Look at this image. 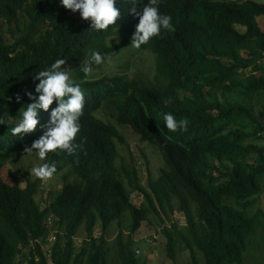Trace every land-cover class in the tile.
Returning <instances> with one entry per match:
<instances>
[{
    "label": "trees",
    "instance_id": "obj_1",
    "mask_svg": "<svg viewBox=\"0 0 264 264\" xmlns=\"http://www.w3.org/2000/svg\"><path fill=\"white\" fill-rule=\"evenodd\" d=\"M135 2L139 10L146 0ZM132 4L116 0V24L94 32L89 21L59 0H0V117L6 119L0 124V264H16L19 255L17 264H112V251L118 264H138L133 237L125 239L121 231L116 246L109 247L106 232L129 212L136 233L155 209L153 199L161 206L178 200L185 216L178 237L166 231L169 257L182 243L194 256L197 249L206 264H244L262 214L259 209L250 216L249 211L264 178V145L257 143L264 141V31L258 23L264 3L159 0L158 10L171 17L174 31H162L138 48L155 55L153 80L92 77L107 62L94 65L85 79L78 67L92 50L110 60L132 47L138 22L128 12ZM61 58L66 60L62 67L81 84L84 106L74 138L79 147L71 155L54 150L49 159L56 165L53 175L70 169L75 179L46 203L37 200L40 179L26 178L21 185L17 173H1L40 136V125L48 120L42 110L32 133L13 137L9 130L19 109L32 102L26 93L36 95L34 74ZM107 101L115 107L117 123L163 154L167 168L149 182L150 207L132 203L118 172L117 143L124 138L113 122L98 116ZM256 105L261 106L257 114ZM54 106L55 101L49 111ZM164 112L187 118L186 130L161 132ZM125 175L133 190L146 193L135 170L125 169ZM79 232L86 237L78 247Z\"/></svg>",
    "mask_w": 264,
    "mask_h": 264
},
{
    "label": "rangeland",
    "instance_id": "obj_2",
    "mask_svg": "<svg viewBox=\"0 0 264 264\" xmlns=\"http://www.w3.org/2000/svg\"><path fill=\"white\" fill-rule=\"evenodd\" d=\"M257 1L264 3V0ZM73 14L78 15V12ZM24 17L26 18V15ZM258 23L264 31V16L258 18ZM7 26L8 25H6V27ZM6 27L4 28V33L9 41L13 43L15 39L12 34L7 31ZM20 27H22V25H20ZM12 28L16 31L17 26L13 25ZM241 29L243 30V28ZM155 62V55L151 54L150 51L143 52L138 48L128 47L125 51L112 57L102 69L94 70L91 74L92 77H100L106 74H123L127 75L130 79L138 78L144 81H152L155 76ZM260 110V105L254 107V112L256 114L259 113ZM98 116L104 121L113 122L124 138L123 143H117L119 152L117 169L128 191L131 193L130 199L132 203L137 207L141 205L150 207L146 199L147 196L151 197L152 195L149 192V182L156 181L161 171L167 168L162 152L157 146L142 141L140 136L131 127L117 123L115 121V107L111 101L104 103ZM261 121L264 123V117L261 118ZM257 143L261 146L264 145L263 140ZM50 154L51 152L47 155L46 162H49ZM37 163L38 161L34 155L23 152L19 157L13 160V164L7 165L6 168H4L1 176L7 177L8 171L12 170L21 177V185H24L26 178L32 181L38 179L28 172V169ZM125 169L136 171L140 186L146 193L135 191L130 187L129 181L125 175ZM71 172L70 169H65L61 173L53 175L45 181L40 180V184H38L39 195L37 200H43L48 203L49 199L53 198L55 193H57L65 183L72 182L75 179ZM148 193L151 195H148ZM153 198L154 196L152 195V199ZM255 199L256 203L250 209L249 214L252 216L260 209L262 212V214H259L261 222L256 233L251 238L248 251L243 254L244 264H264V178L261 193L259 196L257 195ZM153 200L155 209L151 208L152 210L147 219L142 222L140 229L136 233L132 234L131 232L132 218L129 212L124 214L120 223L117 221L112 224L106 232L109 247L116 246L115 239L119 232L122 231L125 239L129 236H132L134 239V248L139 259L138 264H196V262L197 264H206L205 258L197 249H194L195 257L190 250L185 249L182 243L177 244V251L174 258L168 256L167 244L169 238L166 231L178 237L179 232H181L180 230L186 225L185 216L179 211L178 200L174 199L171 205L166 203L164 206H161L156 199ZM96 236L99 237L100 234H96ZM85 237L86 235L84 232H79V234L76 235L75 240L78 247L82 245ZM53 238L54 234L50 236V243L48 245H53L55 240H53ZM25 252H27V250ZM110 258L112 264H118L115 251H112ZM20 259L21 256L19 255L16 264Z\"/></svg>",
    "mask_w": 264,
    "mask_h": 264
},
{
    "label": "clouds",
    "instance_id": "obj_3",
    "mask_svg": "<svg viewBox=\"0 0 264 264\" xmlns=\"http://www.w3.org/2000/svg\"><path fill=\"white\" fill-rule=\"evenodd\" d=\"M60 5L66 10L76 13L78 11L82 20L90 22V29L94 32H103L110 25L116 24L120 17V8L116 7V0H59ZM159 0H146L141 2L142 6L137 10V3L133 0L128 9L134 18L138 17L134 32L131 36L130 45L140 48L151 38L162 31H174L171 17L158 10ZM114 39V37H113ZM112 39V40H113ZM109 57L96 50L80 62L78 71L86 79L93 70L94 65L108 62ZM65 59H56L46 69L37 71L33 80L35 84L32 93H26L32 102L24 104L19 109V119L9 130L15 137L26 133H32L38 125V112H48V120L40 125V136L32 141L30 146L24 148L26 154H32L38 163L28 169L30 175L45 181L56 172L54 162H46V157L54 150H60L71 155L79 145L74 143V138L80 130L79 118L84 106V92L81 84L77 82L62 66ZM17 103L20 97H16ZM55 106L49 111L50 105ZM6 115V113H5ZM164 129L161 132H183L188 125L187 118L177 119L172 113L162 114ZM5 118L0 117V124L5 123ZM44 161V162H40Z\"/></svg>",
    "mask_w": 264,
    "mask_h": 264
},
{
    "label": "built area",
    "instance_id": "obj_4",
    "mask_svg": "<svg viewBox=\"0 0 264 264\" xmlns=\"http://www.w3.org/2000/svg\"><path fill=\"white\" fill-rule=\"evenodd\" d=\"M55 238H53V240H54Z\"/></svg>",
    "mask_w": 264,
    "mask_h": 264
}]
</instances>
